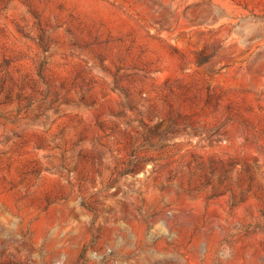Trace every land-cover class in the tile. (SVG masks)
Wrapping results in <instances>:
<instances>
[{
  "label": "rangeland",
  "instance_id": "1",
  "mask_svg": "<svg viewBox=\"0 0 264 264\" xmlns=\"http://www.w3.org/2000/svg\"><path fill=\"white\" fill-rule=\"evenodd\" d=\"M0 264H264V0H0Z\"/></svg>",
  "mask_w": 264,
  "mask_h": 264
}]
</instances>
